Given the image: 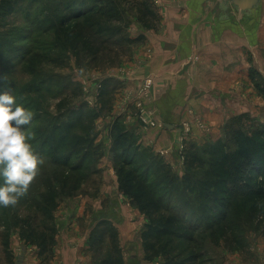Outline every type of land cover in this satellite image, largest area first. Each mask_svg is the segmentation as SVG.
I'll return each instance as SVG.
<instances>
[{"label":"rangeland","instance_id":"rangeland-1","mask_svg":"<svg viewBox=\"0 0 264 264\" xmlns=\"http://www.w3.org/2000/svg\"><path fill=\"white\" fill-rule=\"evenodd\" d=\"M62 1L20 0L15 3L11 14H0V94L10 90V94L16 98L17 105L34 113L31 124L25 129L33 136L30 141L33 151L38 154L39 136L43 138L58 132L52 131L55 115L59 113L56 103L74 89H78L77 97L65 99L63 109L75 103L85 102L89 110L96 113L93 117H96L101 102L105 108L112 110L119 99V102L122 100V104L120 102L117 110L110 113L107 118L109 123L116 120L122 122L119 125L121 130L125 131L122 113L133 109L136 110L137 119L144 127L157 126L154 117L147 115L153 108L149 93L155 81L145 77L137 88H128L122 82L111 87L115 80L111 76L117 77L118 69L130 68L134 52L146 41V33L159 30L162 19L159 14L161 0H142L146 8L154 14V22L143 29L136 18L138 4H130L127 0H94L95 2L88 0V5L90 3L95 6L113 5L122 13V23L105 25L113 29L120 27L122 31L119 37L133 40L143 35V40L135 42L116 41L117 37L111 38L108 44L104 45L101 54L103 57L95 62L83 61L84 59L79 61L80 56L76 55L78 51L69 45L67 38L54 34L53 31L60 22L59 18L53 16L54 8L58 9L57 16L67 13ZM184 1L164 0L165 3L178 7L183 6ZM78 21H83V18ZM39 22L42 23L38 26ZM102 37L105 38L104 35ZM115 52L120 54L118 58H115ZM109 78L112 80L108 85L109 93L102 96L100 93L102 83ZM258 85V80L252 81L251 89L255 97L250 99V104L255 110L264 106L258 107L264 102V91L259 90ZM60 89L63 90L59 91ZM217 93L214 90L205 91L209 98H213ZM141 114L155 125L152 126L151 122L144 124L140 119ZM189 117L191 118L182 120L176 126L174 139L176 145L172 148L171 159L166 161L165 155L154 153L157 160L152 161L155 165L151 173L157 183L163 186L172 184L174 190L183 192L184 196L177 199L183 201L184 210L189 212L187 214L193 213V217L197 219L203 220L206 215L215 217L219 210H222L221 207L220 209L215 207V204L220 203L224 197L231 196L229 208L225 213V217L234 223L229 226L230 229L224 226L215 230L220 225L218 223V226L204 230L203 223L200 225L198 222L199 227L204 226V229L195 232L191 239L176 237L172 232L174 226H169L162 234L155 233V228L164 225L158 219L167 216L169 212L162 208L157 216H148L131 197L121 191L119 180L125 174L124 169H129V166L125 167L118 160L115 165L113 160L112 162L103 160L99 171L92 170H96L95 158L96 161L100 159L99 151L95 150L91 156L93 161L90 159L86 167L73 172L53 167L50 162H43L27 195L14 207L0 206V264H10L3 253V250L6 251L4 230L9 232L7 245L12 242L11 246L16 247L13 235L20 237L21 231L28 241L39 244L41 237L48 238L50 234L54 235L55 228L60 232L59 241L77 238L73 241L75 246L87 237V246L82 250L85 258L75 257L76 264H264V199L259 200L263 204H259L260 207L251 216L249 207L254 201H246L247 195L240 188L242 183L237 182L235 192L239 194H234L233 186L229 185L232 182L222 174L225 169L224 161L229 159L233 164L245 162L243 174H236V177L241 175L243 178L247 177L249 167L247 169L244 167L253 164L251 158L243 157L246 151H250L256 160L264 159V152L260 150L264 145V130H261L264 128V118L260 117L264 115L223 112L217 125L207 123L201 115L192 111L189 112ZM99 121L100 119H97L95 124L84 121L76 125L72 133L77 138L83 139L87 135L90 138L91 129H100ZM192 127H195V130ZM103 129L98 138L109 147L113 136L107 128ZM49 141L52 142L51 137ZM66 148L62 147L60 152H64ZM213 163H219L220 166L217 164L214 167ZM220 178L222 181H219ZM2 183L3 179L0 178V184ZM113 186L116 188L113 189ZM192 187L197 188L195 193L191 192ZM224 187L231 191L228 193L231 195L223 196L219 193ZM51 197L56 198L58 205L56 212L54 211L57 221L46 218L47 215L32 204V200L36 198L48 201ZM171 207L177 211L180 208L178 204ZM73 211L76 212L74 216L71 215ZM68 212L70 216H67ZM1 224L7 225L8 229L3 228ZM46 224L55 227L53 233L48 231L50 227L45 226ZM104 228L106 230L103 239L96 243ZM37 233L38 240L35 238ZM232 233H235L233 236H237L236 241H232L230 236ZM147 235L151 237L145 239L144 236ZM25 237L21 236L20 239L30 244L31 242L25 241ZM54 243L55 241L53 245ZM35 246L39 248V245ZM17 253L19 255L21 253L19 248ZM38 257V264H50L51 250L48 255ZM12 258L14 264L16 260L14 256Z\"/></svg>","mask_w":264,"mask_h":264},{"label":"crops","instance_id":"crops-1","mask_svg":"<svg viewBox=\"0 0 264 264\" xmlns=\"http://www.w3.org/2000/svg\"><path fill=\"white\" fill-rule=\"evenodd\" d=\"M160 5L162 19L159 30L146 33L145 43L134 52L130 61L131 67L118 69L117 77L111 76L115 78L111 87L122 82L128 88H137L145 77L155 81L149 100L153 106L150 112L157 126L144 127L137 119L136 110L132 109L122 113L124 130L133 135L136 145L147 148L153 154L162 153L169 161L172 148L176 145V126L182 120L191 118L190 111L201 115L212 125L219 124L217 122L223 112L264 115V106L261 107L264 102L258 105L261 107L259 110L250 104V99L255 97L251 89L252 81L258 80L259 90L264 91V0H260L255 9L244 12L225 0H185L180 7L161 0ZM209 90L218 93L209 98L205 94ZM120 102L116 100L112 110L105 108L101 102L98 115L90 123L95 124L97 119L101 123L100 129H91L92 136L89 138L95 150L99 151L100 159L96 161L95 171L100 170L103 160L112 162L113 138L111 146L107 147L98 136L104 127L113 136L114 126L122 123L107 121ZM80 104L75 103L72 109ZM165 123L173 125V129L165 128ZM192 128L195 130V127ZM57 208L58 205L51 213V218L56 221ZM75 213L73 211L71 215ZM67 216H70L69 212ZM59 233L55 228L51 245L45 251L13 235L16 247L9 242L7 252L3 250L4 257L10 264H13V256L16 260L14 264H38V255L43 257L51 250L50 264H76L75 257L84 259L82 250L87 246V237L75 246L73 241L77 238L59 241ZM17 248L21 251L20 255Z\"/></svg>","mask_w":264,"mask_h":264},{"label":"trees","instance_id":"trees-1","mask_svg":"<svg viewBox=\"0 0 264 264\" xmlns=\"http://www.w3.org/2000/svg\"><path fill=\"white\" fill-rule=\"evenodd\" d=\"M18 1L20 0H2L0 3L2 8V10H0V14H11L14 11L15 3ZM87 1L88 0H63L62 4H64L63 6L67 10V13L57 16V7L55 6L53 11V16L59 18L60 21L59 26L53 31L54 34L57 33L58 35L67 38L69 45L73 46V48L78 51L76 55L80 56L79 61L84 59L83 61L88 60L95 62L96 60L101 59L103 57L101 54L104 45L108 44V40L113 37H117L116 41L135 42L143 40V35H139L133 40L129 39L128 37H119L120 32L122 31L120 27H116L115 29L105 27V25H113L123 22L122 13L116 7L113 5L108 6L101 4L95 6V4L92 3L88 5ZM127 2L130 4H138L136 5L138 8L136 18L139 21V26L141 29L151 26L152 22H154V14L151 10L146 8L142 0H127ZM81 17L83 18V21H78L81 19ZM41 23L42 22H39L38 26L41 25ZM50 25L53 26L54 24ZM103 35L105 38L102 37ZM109 51H111V49ZM119 55V53L115 52V58H118ZM111 81L112 80L110 78L103 81L100 91L102 96L108 95V85ZM62 90L63 89H60L59 91ZM78 93V89H74L72 93H68L67 96L60 99L56 103V108L59 113L55 115L56 120L54 121L52 131L58 132H52L53 134L43 136V138H40L41 136L38 137V155L43 159V161L45 163L50 162L53 167L65 168L71 170L72 172L73 170L84 168V166L86 167V164L90 162L91 156H93L95 153V148L92 147L93 144L91 143L88 135L84 136L83 139L77 138L74 136L75 134L72 133V129L84 121H87L90 124L93 116L96 113H94L91 109L89 110L84 102H81L80 105L73 109L72 105H70V107L67 109H63L65 108V99H68V97H77ZM39 115L42 116L41 113H39ZM63 117H66V119ZM119 124L120 123H117L114 126L111 154L114 165L118 160L119 163L125 167L129 166V169H124L126 170L125 174L123 175V178L119 180L121 191L126 196L131 197L139 205L141 211H144L148 216H157L159 210L162 208H165L169 212L167 216H161L162 220L161 218L158 219L162 221L164 225L160 226L159 228H155V233L162 234L169 229V226H174L175 229H173L172 232L176 234V237L191 239L193 237L192 235L199 230L202 231L204 226V230H206L220 223V225H217L218 227L215 229L219 230L224 226L229 227L230 225L234 224L225 217V213L229 208V198L231 196L228 198L224 197L220 203L215 204V207H218L219 209L220 207L222 208V210L220 209L219 213L216 214L217 217L215 216L212 218L210 216L207 217L206 215V217L202 220L197 219V217H193V213H191L192 215H188L189 212L184 210L185 207L183 206V201L177 199V197L181 198L184 196L183 192L174 190L173 187H171L172 184L163 186L161 183H157V180L153 178L151 172L154 171L155 163L152 161L157 160V157L147 148H142L136 145V139L133 137V135L126 131H122ZM261 130H264V128H261ZM50 137L52 139L51 143L49 141ZM247 143L250 144V142ZM60 147L67 148L61 153ZM260 150L264 152V145H262ZM45 156H47V158H43ZM243 157H248V159L251 158V163L253 165L257 164L253 167V165H251L250 161L248 160L250 165H246L244 167L246 169L249 167V173L247 174V177L244 176L243 178L242 175L241 177H236V174H243L245 170L243 169V165L245 162L243 161V164L242 162L233 164L232 160L229 159L224 161L225 169L222 174L226 175V177L232 182V184L229 185L233 186L232 191L234 194L237 193L235 192L236 185H238L237 182L242 183L240 188L241 190L243 189L244 193L247 195L246 201H254L251 202V206L249 207V212H252L251 216H253V214H255V212L258 210L257 208L260 207L259 204L264 203H260L259 201L260 199H264V159H254V155L251 156L250 151H246V154L243 155ZM91 161H93V159H91ZM94 161L96 163V158ZM160 162L163 163L161 160ZM218 162L221 163V161ZM219 163H213V166L216 167V165H219ZM92 170L95 171V169ZM87 173L91 174V172ZM219 181H222L221 178ZM196 189V187H192L191 192L195 193ZM229 192L231 191L224 187L220 189L219 193H222L223 196L225 194L229 196L231 195V193L228 194ZM32 204L38 206L39 211H41L43 214H46V218L48 219L51 218L52 210H54L57 206L56 198L53 199V197H51L48 201H43L39 198H36L32 200ZM177 204L180 206L178 211L171 207V205ZM235 208L236 207H234V211ZM198 222H200V225L203 223L204 226L199 227ZM1 226H3L5 229H8V226L5 224H1ZM45 226L50 227V229H48L49 232H54V228L50 226V224H46ZM105 230V228L102 230V233L98 237L96 243L101 242ZM160 234H156V236ZM3 235L5 237L4 244L7 246L6 240L9 236V232L4 230ZM233 235H235V233L230 235L231 239L232 241H236L237 236ZM21 236L25 237L22 231L20 238ZM52 236L53 234H50L48 238L47 236L44 238L41 237L40 243H37L36 245H39V248L42 251H45L52 242V240H49V238H52ZM149 237L151 236H144L145 239ZM35 238L38 240V233ZM25 241H28V239L26 238ZM49 241L50 243L48 244ZM28 242L32 243L33 241Z\"/></svg>","mask_w":264,"mask_h":264},{"label":"clouds","instance_id":"clouds-1","mask_svg":"<svg viewBox=\"0 0 264 264\" xmlns=\"http://www.w3.org/2000/svg\"><path fill=\"white\" fill-rule=\"evenodd\" d=\"M33 116L16 104L10 90L0 94V206L5 208L16 206L27 195L44 162L33 151L32 134L25 130Z\"/></svg>","mask_w":264,"mask_h":264},{"label":"water","instance_id":"water-1","mask_svg":"<svg viewBox=\"0 0 264 264\" xmlns=\"http://www.w3.org/2000/svg\"><path fill=\"white\" fill-rule=\"evenodd\" d=\"M231 2L238 11H249L255 9L259 5L260 0H225ZM167 129H173V125L164 124Z\"/></svg>","mask_w":264,"mask_h":264},{"label":"built area","instance_id":"built-area-1","mask_svg":"<svg viewBox=\"0 0 264 264\" xmlns=\"http://www.w3.org/2000/svg\"><path fill=\"white\" fill-rule=\"evenodd\" d=\"M144 94H145V93H144ZM147 115L150 116V115H152V113H151V112H147ZM140 119L142 120V122H143L144 124H147V123L151 122L150 124H151L152 126L155 125V124H153L152 121L148 120V118H146L145 115H143V114L140 115Z\"/></svg>","mask_w":264,"mask_h":264}]
</instances>
